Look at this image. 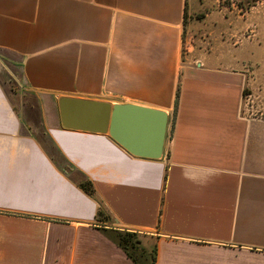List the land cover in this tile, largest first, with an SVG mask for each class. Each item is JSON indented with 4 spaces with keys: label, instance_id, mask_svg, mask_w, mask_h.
<instances>
[{
    "label": "crops",
    "instance_id": "obj_1",
    "mask_svg": "<svg viewBox=\"0 0 264 264\" xmlns=\"http://www.w3.org/2000/svg\"><path fill=\"white\" fill-rule=\"evenodd\" d=\"M185 7L0 0V264H134L108 228L155 264H264V119L241 113L242 71L183 64ZM64 96L176 106L162 157L65 127Z\"/></svg>",
    "mask_w": 264,
    "mask_h": 264
},
{
    "label": "rangeland",
    "instance_id": "obj_2",
    "mask_svg": "<svg viewBox=\"0 0 264 264\" xmlns=\"http://www.w3.org/2000/svg\"><path fill=\"white\" fill-rule=\"evenodd\" d=\"M182 60L184 65L200 62L242 71L245 86L241 113L264 119V0H186ZM1 79L14 95V79L7 73H2ZM175 110L176 106L167 110L170 131ZM101 219L112 226L107 213ZM122 231L136 233L147 248L146 236Z\"/></svg>",
    "mask_w": 264,
    "mask_h": 264
},
{
    "label": "water",
    "instance_id": "obj_3",
    "mask_svg": "<svg viewBox=\"0 0 264 264\" xmlns=\"http://www.w3.org/2000/svg\"><path fill=\"white\" fill-rule=\"evenodd\" d=\"M65 127L109 132L131 154L146 158L163 155L169 114L166 110L135 103L111 105L106 100L64 96L59 99Z\"/></svg>",
    "mask_w": 264,
    "mask_h": 264
},
{
    "label": "trees",
    "instance_id": "obj_4",
    "mask_svg": "<svg viewBox=\"0 0 264 264\" xmlns=\"http://www.w3.org/2000/svg\"><path fill=\"white\" fill-rule=\"evenodd\" d=\"M186 22V7H185ZM179 92H177V97ZM178 104V103H177ZM79 186L89 195H94L95 188L92 182L85 179L79 183ZM103 211H99V215H103ZM106 235L110 237L119 247H121L134 264H155L157 258V246L152 248H143L142 241L138 235L133 232H126L115 229H104Z\"/></svg>",
    "mask_w": 264,
    "mask_h": 264
}]
</instances>
